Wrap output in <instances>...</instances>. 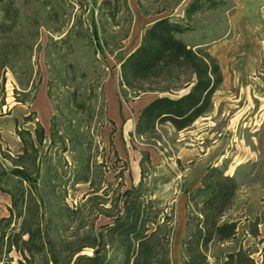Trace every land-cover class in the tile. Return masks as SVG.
Here are the masks:
<instances>
[{
	"label": "rangeland",
	"instance_id": "374dc122",
	"mask_svg": "<svg viewBox=\"0 0 264 264\" xmlns=\"http://www.w3.org/2000/svg\"><path fill=\"white\" fill-rule=\"evenodd\" d=\"M192 1L111 0L103 7L101 0H0V152L16 156L18 132L26 139L30 133L38 147L44 221H56L54 210L63 202L80 208L77 221L61 230L64 237L100 231L144 169L155 196L172 208L171 264H181L188 194L207 165L223 167L239 183L224 216L236 220L238 230L234 239L210 247V261L220 263L242 244L264 264V222L257 237L248 232L249 222L264 216V0L211 6L203 0L187 14ZM162 16L188 25L186 41L205 48L231 77L189 127L177 131L166 123L138 137V113L157 92L122 90L118 63ZM93 21L103 51L95 46ZM37 123L44 129L41 145ZM86 162L90 181L76 182ZM0 163L12 167L1 154ZM1 213L7 215V207L0 206Z\"/></svg>",
	"mask_w": 264,
	"mask_h": 264
},
{
	"label": "trees",
	"instance_id": "16d2710c",
	"mask_svg": "<svg viewBox=\"0 0 264 264\" xmlns=\"http://www.w3.org/2000/svg\"><path fill=\"white\" fill-rule=\"evenodd\" d=\"M207 2L211 6L218 1ZM110 3L111 0H101L103 7ZM204 3L193 0L186 13L199 10ZM188 29V25L169 16L158 17L144 28L138 44L119 60L122 90L157 92L138 113L133 131L138 137L151 135L166 123L177 131L183 130L212 106L213 95L223 81L220 65L205 48L186 41L183 34ZM93 33L95 46L103 51L94 21ZM54 127L52 124V132H58ZM28 134L30 138L26 139L23 132H18L22 147L16 156L0 152L12 164L6 169L0 163V191L10 197L8 213L0 217L1 264H171L172 208L167 211L168 206L155 196L156 185L149 184L144 169L139 181L121 192L120 208L100 231L64 237L61 230L76 222L80 212V208L65 202L54 210L56 221H44L38 187V147ZM35 136L41 145L45 135L39 123ZM83 170L76 182L90 181L88 162ZM238 189L235 176L223 167L206 166L199 186L188 194L181 264H257L252 257L254 250L242 244L226 253L220 263L209 258L213 244L236 236L238 222L224 216ZM262 222L264 216L250 221L248 232L257 237ZM85 249L90 252H83ZM261 258L264 263V245Z\"/></svg>",
	"mask_w": 264,
	"mask_h": 264
},
{
	"label": "crops",
	"instance_id": "0c3cea01",
	"mask_svg": "<svg viewBox=\"0 0 264 264\" xmlns=\"http://www.w3.org/2000/svg\"><path fill=\"white\" fill-rule=\"evenodd\" d=\"M242 54L245 55L246 53L242 52ZM238 74H240L239 71H238V73L236 72V74H234L233 78H235V79L233 81V84H234V82H236L238 84V80H239ZM222 76H223L222 85L230 82L231 74L226 75L225 72L223 71V69H222ZM9 205H10V197H9V195L4 193V192H2V191H0V206H4L6 208ZM1 216H4V213H1L0 217ZM0 264H1V262H0Z\"/></svg>",
	"mask_w": 264,
	"mask_h": 264
}]
</instances>
